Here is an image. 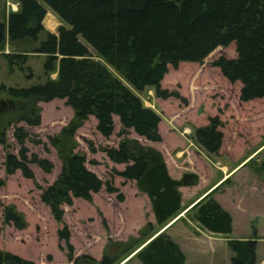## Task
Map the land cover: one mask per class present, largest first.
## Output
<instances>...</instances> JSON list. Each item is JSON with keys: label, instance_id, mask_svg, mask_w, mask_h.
<instances>
[{"label": "trees", "instance_id": "obj_1", "mask_svg": "<svg viewBox=\"0 0 264 264\" xmlns=\"http://www.w3.org/2000/svg\"><path fill=\"white\" fill-rule=\"evenodd\" d=\"M15 1L18 10H10L5 20L0 19V52L13 68H28L29 77L33 76L32 68L26 67L30 54L44 55L47 79L27 87L2 89L13 101L63 99L74 111V117L60 133L50 137L62 167L57 179L41 194L54 218L63 223L58 233L66 241L69 256H73L74 244L70 241V227L64 221L63 204L72 203L74 197L92 200L93 193L104 186L110 192L119 190L87 166L86 156L76 150V131L94 116L97 130L108 138L115 130L114 116H118L124 137L117 147L100 149L111 161L125 164L117 173L134 180L137 188L148 195L156 218L155 223L148 221L124 248L143 264H186L187 255L181 244L167 230H161L186 209L180 189L185 182L170 174L160 149L125 137L134 130L149 141H162L161 115L146 106L137 92L153 88L158 97L167 99L174 94L162 88L161 83L169 65L200 63L218 46L234 42L237 56H221L213 65L230 82L241 83L242 101L263 98L264 0ZM48 8L65 23L57 34L45 27ZM7 45H15L16 51L6 53ZM53 73L57 74L55 78L51 77ZM22 110L19 121L41 123L39 112L27 114ZM221 126L219 116L211 117L208 124L195 128V142L209 154L219 153L224 140ZM13 135L20 146L18 154L10 150L6 129L0 130L7 174L20 170L24 177L34 179L31 163L46 172L53 169L51 160L29 154L26 141L32 136L27 128L16 125ZM91 149L95 151L94 147ZM257 172H264V164L257 167ZM118 197L123 199L124 193L119 192ZM185 213L212 232L233 230L231 212L212 193L200 198ZM3 221L17 228L27 225L25 215L12 204L4 206ZM257 244L256 236L230 237L228 245L233 254L229 264H256ZM113 263L114 258L108 253L98 261ZM0 264L36 263L0 247Z\"/></svg>", "mask_w": 264, "mask_h": 264}, {"label": "rangeland", "instance_id": "obj_2", "mask_svg": "<svg viewBox=\"0 0 264 264\" xmlns=\"http://www.w3.org/2000/svg\"><path fill=\"white\" fill-rule=\"evenodd\" d=\"M10 10H18L17 2L0 0L1 20L6 19ZM48 10L45 27L57 34L59 27L65 23L53 10ZM16 49L15 45H7L5 52ZM221 56L236 57V44L218 46L200 63L181 62L177 67L169 65L161 83L162 88L174 94L167 99L158 97L153 88L136 91L146 106L161 115L159 128L163 140L149 141L134 130H130L125 137L157 147L174 166L173 158H176L178 164L175 169L181 172L176 174L189 185H197L203 177L202 184L205 186L213 178L210 171H218L221 161L226 163L230 158L238 160L253 154L246 168L236 176H229L219 188L222 192L220 196L227 200L234 216L232 232H210L192 216L181 218L168 231L183 243L188 254L187 264H229L233 251L228 239L254 236L258 239L256 264H264V172H257V167L264 164V97L242 101L241 83L230 82L220 68L213 65ZM44 62V55L30 54L26 67L32 68L33 76L29 77L28 68H13L0 52V130L6 129L10 150L18 154L20 146L13 135L14 127L24 126L32 136L26 141L29 154L36 153L54 164L53 169L46 172L31 163L34 179L24 177L20 170L7 174L4 165L6 150L0 143V247L32 259L36 264H98L105 253L112 255L113 264H121L124 260L122 264H143L134 253L128 255L124 247L131 237L140 234V229L148 221L156 222L150 199L137 188L134 180H127L117 173L124 169L125 164L111 161L100 149L119 145L124 137L120 133L122 127L119 121H115L114 133L108 138L97 130L94 116H90L76 131V150L86 156L87 166L104 182H113L119 190L110 192L104 186L93 193L92 200L74 197L72 203L63 204L64 221L70 227V241L74 244L72 257L69 256L66 241L59 237L58 230L63 223L54 218L41 194L57 179L62 167L50 137L60 133L74 117V111L63 99L50 102L13 101L2 89V86L27 87L44 83L47 79ZM56 76V73L51 75L53 78ZM22 109L27 114L39 112L41 123L29 125L19 121ZM213 116H219L222 121L220 129L224 132V140L222 153L211 156L195 142L194 130L208 124ZM119 192L124 193L123 199H119ZM191 194L186 192V197L190 199ZM6 204L14 205L25 215L27 225L24 228L4 223L3 208Z\"/></svg>", "mask_w": 264, "mask_h": 264}, {"label": "crops", "instance_id": "obj_3", "mask_svg": "<svg viewBox=\"0 0 264 264\" xmlns=\"http://www.w3.org/2000/svg\"><path fill=\"white\" fill-rule=\"evenodd\" d=\"M18 7H19V5H18ZM114 119H115V121H119V123H120V120H119L118 116H114ZM95 123L97 125V120H96ZM120 125H121V123H120ZM162 140H163V138H162ZM222 148L223 147H221L219 153H217V154H209V153H207L206 150L205 151H206V153L208 155H211V156L212 155H218V154L222 153ZM259 150L260 149H258L257 151H259ZM252 155L253 154H251L249 156H246L243 159H238V160H233L232 158H230L228 161H226V163H222V161H221V165L217 166L218 167V171H213V170L210 171L212 176H213V178L211 180H209L205 184V186L202 184L203 183V177H201V179L199 180V183L197 185L184 184L180 189H181L182 195H183V204L185 205L186 209L183 210L177 216V219H175L176 218L175 217L174 218L175 220L173 219L174 221L173 220L170 221L166 226L163 227V229L168 231V229L171 228L172 226H174L177 221H179L181 218H184L186 216L185 212H186V210L189 207H191L195 202H197L200 198H202L203 196H205L208 193H212L222 203V205L231 212V214L233 216L231 208H229V206L227 205V202H226L227 200L223 199L222 196H220V195H222V192H221V190H219V188H220L221 185H223L228 180L229 176L230 177L231 176H236L238 173H240L241 170L245 169L246 165H247V162L249 161V159H250V157ZM164 156H165V154H164ZM165 159L167 161V165H168V169H169L170 174L173 177H175V178L182 179L180 175L176 174L178 172H179V174L181 173L180 171H178V169L177 170L175 169L176 168V164H178V160L176 158H173V160L175 161V166H174L171 162H169V160L167 159V156H165ZM173 169L175 170V173H174ZM189 186H192V187H189ZM197 188H199V189L195 190ZM186 192H191L192 193L191 195H189L190 199H188V197H186ZM143 193H145V192H143ZM153 214H154V212H153ZM154 217H155V214H154ZM155 220H156V218H155ZM233 228H234V216H233ZM163 229H161V230H163ZM208 231H210V230H208ZM210 232H212V231H210ZM169 233L181 244L182 248L185 250L186 255H187V260H186V264H187V262H188V254H187V251H186L183 243H181L180 240L174 236V234H172L171 232H169ZM213 233H217V232H213ZM218 234H220V233H218Z\"/></svg>", "mask_w": 264, "mask_h": 264}]
</instances>
